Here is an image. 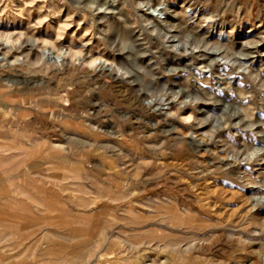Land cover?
I'll use <instances>...</instances> for the list:
<instances>
[{
    "label": "rangeland",
    "instance_id": "1",
    "mask_svg": "<svg viewBox=\"0 0 264 264\" xmlns=\"http://www.w3.org/2000/svg\"><path fill=\"white\" fill-rule=\"evenodd\" d=\"M195 1L0 0V264H264V0Z\"/></svg>",
    "mask_w": 264,
    "mask_h": 264
},
{
    "label": "bare ground",
    "instance_id": "2",
    "mask_svg": "<svg viewBox=\"0 0 264 264\" xmlns=\"http://www.w3.org/2000/svg\"><path fill=\"white\" fill-rule=\"evenodd\" d=\"M184 2V1H183ZM186 3H188V5L193 9V10H197L198 6H197V2L195 0H185ZM197 6V8H195ZM105 7V6H104ZM109 8V7H108ZM102 9V8H101ZM225 17V16H224ZM228 18V17H227ZM225 19V18H224ZM220 22H223V20H220ZM186 42L184 41H180L181 44L186 48V51H184L183 55H192L194 58L196 59H200V60H203V61H207V60H212V62H210V65L213 67V64L216 63V59H218L217 57H211L209 53H218L219 54L221 53L220 50L221 49H216V48H208L207 46H204L202 47V44L201 42L199 41H194V43H192L194 45V47L196 48H191V47H186L189 43V41L186 39L185 40ZM203 43V42H202ZM174 45V44H173ZM187 48H189V51L187 50ZM244 57V58H247V57H250L249 54L245 53V52H242L240 55H237V57ZM172 62V61H171ZM177 67V66H176ZM174 69V68H173ZM124 74V73H123ZM125 76L128 75L127 73L124 74ZM123 75V76H124ZM213 75V74H212ZM156 109L160 110L161 111V107H157ZM199 129V128H198ZM201 142V140H198ZM263 198V197H262ZM261 198V199H262Z\"/></svg>",
    "mask_w": 264,
    "mask_h": 264
},
{
    "label": "crops",
    "instance_id": "3",
    "mask_svg": "<svg viewBox=\"0 0 264 264\" xmlns=\"http://www.w3.org/2000/svg\"><path fill=\"white\" fill-rule=\"evenodd\" d=\"M26 115H24V117H25ZM23 116H22V118H24ZM19 118V117H18ZM26 118V117H25ZM63 145V144H62ZM59 146H60V148H59ZM20 147L21 146H15V145H12L11 143L10 144H7L6 145V147L5 148H3V150H5L6 152H9V155L8 156H10V157H15V156H17V154H19V151L21 150L20 149ZM17 148V149H16ZM69 149V148H68ZM58 150H65V148L64 147H62L61 145H52V146H50L49 148H48V151L49 152H52L53 153V151H58ZM22 151V150H21ZM25 151H28V149L27 150H25ZM11 166V165H10ZM10 170H9V174H14V176L15 177H17V176H22L23 178H21L22 179V181H23V185H26V178H25V176L24 175H26V174H28V172L26 171L27 169H26V167L24 166V168H22L21 170L22 171H19L18 173H16L15 172V169H20V166L18 165L17 167H14V166H12V167H10L9 168ZM34 171H36V170H34ZM9 178H11V177H9ZM30 184V183H29ZM36 184H35V182L33 183V187L36 189ZM35 191V190H34ZM38 191H40L39 190V188H38ZM34 193H36V192H34ZM33 193V194H34ZM37 195L38 196H40L39 195V192H37ZM40 198V197H39Z\"/></svg>",
    "mask_w": 264,
    "mask_h": 264
}]
</instances>
